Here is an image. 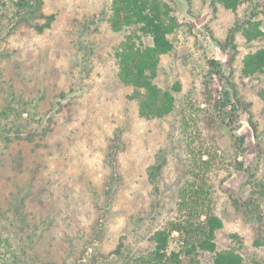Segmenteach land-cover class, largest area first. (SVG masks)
Returning a JSON list of instances; mask_svg holds the SVG:
<instances>
[{
	"label": "rangeland",
	"instance_id": "1",
	"mask_svg": "<svg viewBox=\"0 0 264 264\" xmlns=\"http://www.w3.org/2000/svg\"><path fill=\"white\" fill-rule=\"evenodd\" d=\"M113 1L45 0L44 12L56 16L51 28L40 34L21 25L0 43V105L42 119L24 132L52 128L33 144L14 137L0 172V206L29 225L30 254L40 264L109 254L124 236L147 246V236L174 216L187 160L206 139L224 158L208 186L223 222L218 249L260 264L257 219L236 205L248 200L254 171L264 170V73L244 72L247 56L264 50V35L249 40L237 28L257 11L248 3L235 13L214 0H162L177 46L162 57L156 83L174 95L176 110L147 118L131 98L134 88L118 77L115 52L125 35L111 27ZM187 112L202 135L184 130ZM209 259L204 254L201 264Z\"/></svg>",
	"mask_w": 264,
	"mask_h": 264
},
{
	"label": "trees",
	"instance_id": "2",
	"mask_svg": "<svg viewBox=\"0 0 264 264\" xmlns=\"http://www.w3.org/2000/svg\"><path fill=\"white\" fill-rule=\"evenodd\" d=\"M214 1L235 13L248 3L257 12L250 13L245 22L237 23V28L249 40L264 35L263 21L259 17L262 14L264 19V11L260 10L264 7V0ZM44 7L45 0H0V43L21 25L40 34L51 28L56 16L46 14ZM110 24L114 32L125 35L115 52L119 63L118 77L123 84L134 88L131 98L139 100L142 115L164 118L175 112L174 95L169 90L163 91L156 83L162 57L172 54L177 46V26L169 6L162 0H114ZM244 64L248 77L264 73V50L247 56ZM259 96L264 102V89L259 91ZM236 103L241 102L236 99ZM30 115L33 114L27 108L0 105V172L14 137L33 144L37 137L46 136L51 131L52 128H44L39 134L31 130L24 132L23 129L32 124L40 126L42 123V119L25 118ZM181 121L184 130L195 128L202 135L195 114L184 113ZM206 141L202 140L198 156L193 155L187 160L188 174L178 188L174 216L147 236V246L134 244L129 236H124L109 254L96 251L88 255L85 252L72 264H201L204 254L210 256L209 264H246L240 254L218 249L216 238L223 222L215 213L212 188L208 186L210 175L220 167L224 158L211 141V146ZM258 158L264 165V145L259 148ZM250 187L248 200L238 201L236 205L249 219H257L255 245L264 250V170L260 174L254 171ZM20 215L16 210L5 212L0 206V264H40L30 254L31 228L21 222ZM138 228L142 232L140 224ZM174 240L178 244L173 249ZM260 264H264V258Z\"/></svg>",
	"mask_w": 264,
	"mask_h": 264
}]
</instances>
